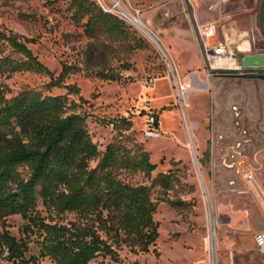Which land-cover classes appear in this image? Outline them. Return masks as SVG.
I'll return each mask as SVG.
<instances>
[{"label":"rangeland","instance_id":"374dc122","mask_svg":"<svg viewBox=\"0 0 264 264\" xmlns=\"http://www.w3.org/2000/svg\"><path fill=\"white\" fill-rule=\"evenodd\" d=\"M91 1L126 22L144 48L134 49L132 41L118 36L87 37L86 20L72 21L70 0H0V34L29 40L30 49L55 77L64 63L82 69L66 82L80 91L79 96L70 95L69 101L81 106L78 113L89 116L88 129L99 150L104 153L112 143L121 142L128 150L150 154L157 166L151 178L123 171L122 180L134 187H152L159 175H174L168 193L152 188L159 239L150 253H135L124 246L117 260L101 256L91 264H264L255 244L256 235L264 230V81L225 78L223 73L208 78L198 54L188 59L199 65L188 69L185 50L175 42H164L175 36L173 21L188 22L187 12L176 0ZM116 3L135 16L148 34L128 14L122 17ZM262 3L226 0L223 10L211 15L215 22L233 24L232 44L242 65L247 58L264 56ZM226 15L232 19H224ZM4 44L0 40V56L18 59ZM175 51L180 63L172 55ZM104 69L114 70L122 81L97 78ZM1 82L8 88V99L27 88L46 96L68 94L65 89L48 90L51 79L30 72L5 74ZM178 85L190 89L179 96ZM80 98L88 103L82 104ZM154 114L159 119V136L149 138ZM123 118L132 121L130 131L99 122ZM98 164L99 160L93 161L91 168ZM168 200L181 201L183 207L175 209ZM39 211L50 216L42 202ZM78 218L67 214L54 223L69 225ZM25 225L19 216L7 221L17 239L24 237ZM39 252L37 237H32L28 258L38 257ZM0 264L8 263L0 258ZM42 264L53 263L44 259Z\"/></svg>","mask_w":264,"mask_h":264},{"label":"trees","instance_id":"16d2710c","mask_svg":"<svg viewBox=\"0 0 264 264\" xmlns=\"http://www.w3.org/2000/svg\"><path fill=\"white\" fill-rule=\"evenodd\" d=\"M69 5L74 23L86 20L87 37L118 36L132 41L134 49L144 48L126 22L95 2L70 0ZM0 40L19 57L0 56L1 260L8 264H42L44 259L53 264H91L101 256L117 260L118 250L124 246L135 253H150L159 239L152 188L168 193L174 175H159L152 187L126 184L121 178L123 171L151 178L157 166L148 152H133L121 142L112 143L104 153L99 150L88 129L89 116L78 113L81 106L69 101L70 95L79 96L80 91L66 82L82 69L64 63L61 74L55 77L30 49L29 40L16 34H0ZM22 72L47 76L51 79L48 90L65 89L68 94L46 96L27 88L8 99L2 77ZM97 78L122 81L111 69L99 72ZM80 101L88 103L83 98ZM154 117L158 127V115ZM99 122L113 125L115 130L130 131L133 127L126 118ZM96 160L99 164L93 169L91 163ZM40 202L49 217L39 211ZM167 202L175 209L183 207L181 201ZM67 214L79 218L69 225L54 223ZM17 216L26 222L21 239L7 226L8 219ZM32 237H37L40 252L38 257L28 258Z\"/></svg>","mask_w":264,"mask_h":264},{"label":"crops","instance_id":"0c3cea01","mask_svg":"<svg viewBox=\"0 0 264 264\" xmlns=\"http://www.w3.org/2000/svg\"><path fill=\"white\" fill-rule=\"evenodd\" d=\"M226 0H176L175 4L181 9L184 8V12H187L188 22L179 21L172 22L173 31L175 33L174 38L167 39L164 42L166 44L175 42L178 48L185 50L187 59L185 62L186 67L198 66L196 62L189 63V56L192 54H198L202 57L201 51L198 44V33L197 26L200 25H211L216 26L219 32L224 31L227 39L232 43L234 35L230 34L234 30L233 24H221L212 20L211 15L213 11H222ZM214 2V3H213ZM167 12V11H166ZM232 19L229 15L224 16V19ZM229 21V20H227ZM228 23V22H226ZM228 32V33H227ZM231 35V37H230ZM220 42V38L217 37L211 41L212 45H217ZM178 51V50H177ZM173 53L175 61H178V52ZM203 61V60H202ZM180 63V61H178ZM183 69H185L183 67ZM199 81L202 80L200 74L197 76Z\"/></svg>","mask_w":264,"mask_h":264},{"label":"built area","instance_id":"2783aa9c","mask_svg":"<svg viewBox=\"0 0 264 264\" xmlns=\"http://www.w3.org/2000/svg\"><path fill=\"white\" fill-rule=\"evenodd\" d=\"M120 3H116V8L120 11V15L125 17L122 10L119 9ZM106 11V10H105ZM110 13L109 11H106ZM198 44L201 51L205 70L208 78H212L219 73H244V65H242L236 54L235 46L227 39L224 31L219 32L216 26L200 25L197 26ZM219 37L220 42L217 45H212L211 41ZM219 66L217 67V65ZM178 93L180 94L189 90V85H178ZM150 130L149 138L158 135L156 127V118L154 116L149 120ZM255 244L260 251L264 263V230L258 233L255 237Z\"/></svg>","mask_w":264,"mask_h":264},{"label":"water","instance_id":"95a60500","mask_svg":"<svg viewBox=\"0 0 264 264\" xmlns=\"http://www.w3.org/2000/svg\"><path fill=\"white\" fill-rule=\"evenodd\" d=\"M260 30L261 34L264 37V0L261 6V11H260ZM244 67H245V72L244 74H236V73H223L221 76L225 78H234L237 76H246L250 79H258L264 81V56H257V57H251L247 58L244 61Z\"/></svg>","mask_w":264,"mask_h":264},{"label":"bare ground","instance_id":"6f19581e","mask_svg":"<svg viewBox=\"0 0 264 264\" xmlns=\"http://www.w3.org/2000/svg\"><path fill=\"white\" fill-rule=\"evenodd\" d=\"M119 9L121 10L120 7H119ZM122 11H123V10H122ZM123 13L125 14V16H127V14H128V18L132 21V23H133L134 25H136L139 29H141L142 31H144V33L148 34L147 31H146V29H145L144 26L142 25V23H141L139 20H137V18H136L135 16H133L131 13H127V14H126V12H124V11H123ZM158 136H159V135L155 136V138L158 137Z\"/></svg>","mask_w":264,"mask_h":264}]
</instances>
